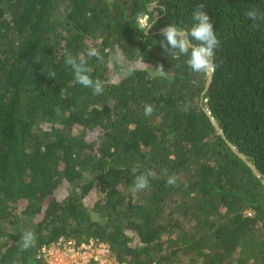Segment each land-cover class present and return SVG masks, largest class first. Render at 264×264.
Here are the masks:
<instances>
[{
  "label": "trees",
  "instance_id": "obj_1",
  "mask_svg": "<svg viewBox=\"0 0 264 264\" xmlns=\"http://www.w3.org/2000/svg\"><path fill=\"white\" fill-rule=\"evenodd\" d=\"M198 3L220 40L205 94L208 75L160 45ZM250 7L264 0H0V264H47L60 238L103 243L119 264H264V22ZM68 55L101 95L75 83ZM114 59L132 66L116 81Z\"/></svg>",
  "mask_w": 264,
  "mask_h": 264
},
{
  "label": "clouds",
  "instance_id": "obj_2",
  "mask_svg": "<svg viewBox=\"0 0 264 264\" xmlns=\"http://www.w3.org/2000/svg\"><path fill=\"white\" fill-rule=\"evenodd\" d=\"M246 17L253 22H264V10L256 7H250L246 12ZM192 20L194 23L188 29H182L175 24H167L160 30V35L163 38L160 41L161 48L170 56L177 54L187 56V66L192 72L198 74L211 75L216 69L215 54L220 46L213 23L209 15L205 11V5L198 3L192 12ZM152 24L146 25V32L150 30ZM145 27L144 25L141 26ZM145 32V33H146ZM87 57L101 58L100 52L95 47H89L86 50ZM65 64L73 70L74 81L85 88L92 89L93 95H101L104 91V86L98 78L93 80L91 77V68L87 66V62L83 58L73 57L68 55L65 58ZM166 74L162 66H158L155 70L152 69V75L163 77ZM48 77H55V73H49ZM187 110V108L185 109ZM154 112V107L151 104L144 105L145 117H150ZM57 115L60 109H56ZM155 173L149 169L146 172L136 175L132 181L131 190L133 192H141L149 187V179L154 178ZM177 177L170 175L167 177L166 184L175 186ZM36 237L34 232L26 230L21 236L20 248L21 251H26L35 245Z\"/></svg>",
  "mask_w": 264,
  "mask_h": 264
},
{
  "label": "built area",
  "instance_id": "obj_3",
  "mask_svg": "<svg viewBox=\"0 0 264 264\" xmlns=\"http://www.w3.org/2000/svg\"><path fill=\"white\" fill-rule=\"evenodd\" d=\"M52 249L54 251L62 249L67 255L73 256L74 260H68L67 264H119L109 255L108 248L98 241L90 240L88 243L77 246L74 240L60 238L50 246L42 247L40 253L46 258L47 264H49Z\"/></svg>",
  "mask_w": 264,
  "mask_h": 264
},
{
  "label": "rangeland",
  "instance_id": "obj_4",
  "mask_svg": "<svg viewBox=\"0 0 264 264\" xmlns=\"http://www.w3.org/2000/svg\"><path fill=\"white\" fill-rule=\"evenodd\" d=\"M146 17L145 19H141L140 22L143 25H147V21H146ZM131 65L126 62V61H120V59H114L112 61V75H111V79L113 81L118 80L119 78H123L125 77L128 72L131 69ZM67 194L66 188H63L61 190L58 191V198L62 199L64 198V196ZM73 261L74 257L71 255H67L66 252H64L62 249L60 250H51V255L49 258V264H67V261ZM184 261L187 263V259H184ZM66 262V263H65Z\"/></svg>",
  "mask_w": 264,
  "mask_h": 264
},
{
  "label": "water",
  "instance_id": "obj_5",
  "mask_svg": "<svg viewBox=\"0 0 264 264\" xmlns=\"http://www.w3.org/2000/svg\"><path fill=\"white\" fill-rule=\"evenodd\" d=\"M154 5H155V4H154ZM139 20H141V19H139ZM142 25H143V24L141 23L140 26H142ZM144 26H145V25H144ZM210 84H211V75H208L207 84H206V89H205V91L203 92V94H205V93L207 92V89L209 88ZM213 123H214V125L217 127V129L220 130V128L217 126V123H215L214 121H213ZM228 144H229L230 147H232L230 143H228ZM235 152L238 153L237 151H235ZM238 154H239V156H240L242 159H244V160L246 161V157H245L244 155H242V154H240V153H238ZM246 163H247V165L251 166L252 169L254 170L255 174L259 176L258 172L256 171L255 166L251 165V163L248 162V161H246Z\"/></svg>",
  "mask_w": 264,
  "mask_h": 264
}]
</instances>
